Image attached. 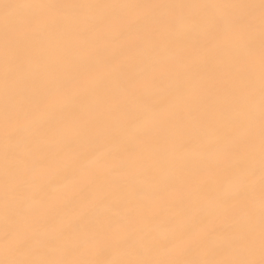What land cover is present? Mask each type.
Listing matches in <instances>:
<instances>
[{"label": "snow or ice", "instance_id": "snow-or-ice-1", "mask_svg": "<svg viewBox=\"0 0 264 264\" xmlns=\"http://www.w3.org/2000/svg\"><path fill=\"white\" fill-rule=\"evenodd\" d=\"M0 264H264V0H0Z\"/></svg>", "mask_w": 264, "mask_h": 264}, {"label": "bare ground", "instance_id": "bare-ground-1", "mask_svg": "<svg viewBox=\"0 0 264 264\" xmlns=\"http://www.w3.org/2000/svg\"><path fill=\"white\" fill-rule=\"evenodd\" d=\"M74 2H127V0H74Z\"/></svg>", "mask_w": 264, "mask_h": 264}]
</instances>
